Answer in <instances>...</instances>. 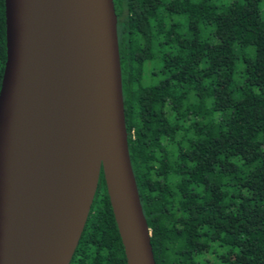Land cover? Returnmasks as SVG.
<instances>
[{
  "label": "trees",
  "instance_id": "1",
  "mask_svg": "<svg viewBox=\"0 0 264 264\" xmlns=\"http://www.w3.org/2000/svg\"><path fill=\"white\" fill-rule=\"evenodd\" d=\"M157 264H264L262 0H114ZM0 0V91L7 61ZM71 264H127L106 180Z\"/></svg>",
  "mask_w": 264,
  "mask_h": 264
},
{
  "label": "water",
  "instance_id": "2",
  "mask_svg": "<svg viewBox=\"0 0 264 264\" xmlns=\"http://www.w3.org/2000/svg\"><path fill=\"white\" fill-rule=\"evenodd\" d=\"M0 264H71L102 172L127 264H157L126 124L114 0H5Z\"/></svg>",
  "mask_w": 264,
  "mask_h": 264
},
{
  "label": "rangeland",
  "instance_id": "3",
  "mask_svg": "<svg viewBox=\"0 0 264 264\" xmlns=\"http://www.w3.org/2000/svg\"><path fill=\"white\" fill-rule=\"evenodd\" d=\"M261 11H262V14L264 17V0H262V2H261Z\"/></svg>",
  "mask_w": 264,
  "mask_h": 264
}]
</instances>
